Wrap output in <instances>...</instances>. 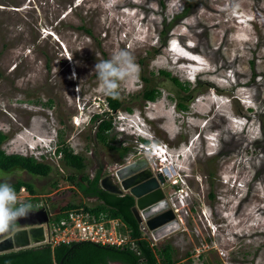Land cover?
<instances>
[{"label":"rangeland","instance_id":"rangeland-1","mask_svg":"<svg viewBox=\"0 0 264 264\" xmlns=\"http://www.w3.org/2000/svg\"><path fill=\"white\" fill-rule=\"evenodd\" d=\"M186 7L187 0H0L2 148L52 168L47 176L0 170V179L31 182L36 201L28 191L20 200L54 213L99 202L70 174L91 177L105 164L106 175L136 157L159 166L166 151L163 165L174 166L183 189L164 186L180 228L156 243L171 245L175 264H264V0ZM118 50L135 64L119 82L121 106L106 116L114 124L109 144L129 147L124 157L96 137L92 119L107 110L95 65ZM152 86L160 93L147 101L142 93ZM55 140L83 155L85 168L65 166Z\"/></svg>","mask_w":264,"mask_h":264},{"label":"trees","instance_id":"trees-1","mask_svg":"<svg viewBox=\"0 0 264 264\" xmlns=\"http://www.w3.org/2000/svg\"><path fill=\"white\" fill-rule=\"evenodd\" d=\"M194 0H187V7L193 4ZM166 76L170 73L160 70ZM172 81L180 89H188V82L180 83L176 78ZM147 81V79L145 78ZM160 91L157 87L152 86L146 88L142 96L147 101H154ZM181 98V97H180ZM105 103L107 110L95 114L92 119L96 120L97 126L95 135L103 142L108 149H119V155L124 157L129 151L128 146L120 144L119 146L109 144L113 139L110 132L114 129V124L110 115L121 106V98L119 94L105 95ZM181 109H185L186 105L182 102L178 103ZM131 111L129 107H126ZM7 135L0 130V170L5 172L13 170H25L32 176H47L52 168L47 163L38 160L33 155H22L19 153H7L2 148V143L6 140ZM147 142V140H143ZM60 153L62 160L67 167H71L74 171H81L86 166V158L78 153L73 152L68 146L58 144L55 150ZM100 170L94 177L88 175H80L77 178L75 173L69 175L71 181H75L79 191L85 197H95L99 202L93 206L67 203L61 205L59 209H70L82 207L95 216L100 218H116L120 219L126 227L132 243L127 245H102L100 243L90 241H73L68 243H59L53 247L48 244H40L31 247L19 248L11 251L0 253V264H175L176 261L172 257V247L170 244H153L146 236H144L139 228V224L132 213L134 198L128 194H116L102 189L99 185ZM18 192L20 187L24 186L29 194H35L36 188L29 181L18 179L10 183ZM104 217H102V216Z\"/></svg>","mask_w":264,"mask_h":264},{"label":"water","instance_id":"water-1","mask_svg":"<svg viewBox=\"0 0 264 264\" xmlns=\"http://www.w3.org/2000/svg\"><path fill=\"white\" fill-rule=\"evenodd\" d=\"M100 187L108 192L134 196L131 210L140 230L152 240H159L180 228L163 186L165 177L154 174L147 166L145 158H134L131 162L102 175ZM45 208L31 210L25 217L16 221L19 225L41 224L46 222ZM15 229V226L11 230ZM0 233V253L26 247L29 243L39 244L44 240L42 226L21 228L12 234Z\"/></svg>","mask_w":264,"mask_h":264},{"label":"built area","instance_id":"built-area-1","mask_svg":"<svg viewBox=\"0 0 264 264\" xmlns=\"http://www.w3.org/2000/svg\"><path fill=\"white\" fill-rule=\"evenodd\" d=\"M163 164L164 163H159L160 167L158 170L160 172V168H163ZM162 174L167 179V183L171 184V186H176L179 183L177 176H169L164 172ZM23 188L24 187L20 188L21 192ZM182 190V186L176 189V191L180 193H182ZM63 214L67 216L61 221L56 220L55 216L49 220L44 230V240L36 245L48 244L53 247L60 242L90 241L96 243L101 242V244L110 242L122 246L133 242L124 233H119L118 230L124 227L120 219H96L91 212L84 210L82 207L67 210L66 213Z\"/></svg>","mask_w":264,"mask_h":264},{"label":"clouds","instance_id":"clouds-1","mask_svg":"<svg viewBox=\"0 0 264 264\" xmlns=\"http://www.w3.org/2000/svg\"><path fill=\"white\" fill-rule=\"evenodd\" d=\"M134 68L135 64L133 57L126 50H118L112 54L110 59L100 61L95 65L98 78L103 85L102 90L109 95L117 94L119 82L125 79ZM58 143L59 141L57 142L56 140L53 143L52 149L54 152ZM163 155L164 158H161V162L159 163L166 162L168 156L167 152L164 151ZM178 179L179 183L176 186H172L175 190L181 186V179L179 177ZM18 192H21L20 189ZM18 192L9 182L0 179V233L8 232L12 229L17 220L27 216L32 209V202L36 201L33 194H30L28 197V201H30L31 204L21 201L17 194ZM34 205L43 207L38 203H34ZM15 228H17V225H15Z\"/></svg>","mask_w":264,"mask_h":264},{"label":"bare ground","instance_id":"bare-ground-1","mask_svg":"<svg viewBox=\"0 0 264 264\" xmlns=\"http://www.w3.org/2000/svg\"><path fill=\"white\" fill-rule=\"evenodd\" d=\"M161 145H159V146H157L156 145V147L155 148H157V150H158V148L159 149H161ZM147 148V147H146ZM147 149H149V148H147ZM163 149V148H162ZM159 151V150H158ZM155 152V151H154ZM153 152V153H154ZM159 153H161L160 151H159ZM136 158H140V157H136ZM143 158V157H142ZM159 160H160V158H159ZM146 161H147V159H146ZM161 162V161H160ZM123 165H125V164H123ZM123 165H121V166H123ZM121 166H119V167H121ZM147 166L152 170V172L154 173V174H157V173H165L166 175H169V176H173L174 174H175V169H174V166L173 165H171V164H166V165H163V168H160V170H161V172L158 170V168L160 167V165L158 166V164L156 163L155 164V162L153 163V162H148L147 161ZM156 166V167H155ZM119 167H116L115 169H117V168H119ZM170 167L173 169V171H174V173H172L171 172V169H170ZM161 173V174H162ZM163 175V174H162ZM101 178V177H100ZM100 180V179H99ZM167 179L165 178V181H166ZM100 185V184H99ZM170 186H171V184H170ZM163 188H164V186H163ZM164 190H165V188H164ZM24 191H27V189L24 187L23 188V190H22V192H24ZM165 192L167 193V191L165 190ZM125 193H127V192H125ZM129 194V193H128ZM133 198H134V196L132 195V194H130ZM166 196H167V194H166ZM168 198V197H167ZM169 200V199H168ZM34 206V209H31V210H37L38 208H45L46 209V207L45 206H43V207H37V206H35V205H33ZM77 209L78 208H81V207H76ZM70 209H73V208H70ZM70 209H58L56 212H54V213H51V212H49L47 209H46V211H47V214H48V219H47V221L46 222H43V223H41V224H32V225H19V224H17V223H15V225H17V228H15V229H13V230H11L9 233H7V234H12L15 230H18V229H21V228H27V229H29V228H31V227H35V226H42V228H43V236H44V230H45V228L47 227V225H48V223H49V220L53 217V216H55V218H56V220H58V221H61V220H63L67 215L66 214H63V213H66V211L67 210H70ZM54 214V215H53ZM100 216H102V215H100ZM102 217H104V216H102ZM107 218V217H106ZM111 219H116V218H111ZM14 225V226H15ZM123 229H124V234L128 237V238H130L129 237V234H128V232H126L127 231V229H126V227H122ZM119 231V233L120 234H122L123 232H121L120 230H118ZM142 232V231H141ZM142 234L144 235V236H146V238H148L153 244H157L156 242H159L161 239H159V240H152L151 238H149L147 235H145L143 232H142ZM164 238V237H163ZM71 242H73V241H71ZM75 242H77V241H75ZM98 242H100V241H98ZM60 243H68V242H60ZM96 243V242H95ZM59 244V243H58ZM100 244H101V242H100ZM57 245V244H56ZM102 245H117V244H112V243H110V242H105L104 244H102ZM31 246H36V244H34V243H29L26 247H31ZM24 248V247H23ZM9 251V250H8Z\"/></svg>","mask_w":264,"mask_h":264},{"label":"flooded vegetation","instance_id":"flooded-vegetation-1","mask_svg":"<svg viewBox=\"0 0 264 264\" xmlns=\"http://www.w3.org/2000/svg\"><path fill=\"white\" fill-rule=\"evenodd\" d=\"M99 169H101L100 170V175L102 176L103 175L102 173L104 172L103 170L105 169V164H102V165L99 164L98 166H96L95 173L91 177H94Z\"/></svg>","mask_w":264,"mask_h":264}]
</instances>
